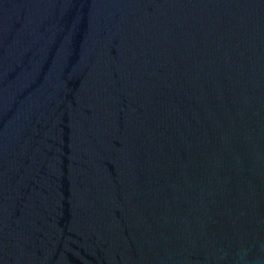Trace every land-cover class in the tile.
Instances as JSON below:
<instances>
[{"label": "water", "instance_id": "obj_1", "mask_svg": "<svg viewBox=\"0 0 264 264\" xmlns=\"http://www.w3.org/2000/svg\"><path fill=\"white\" fill-rule=\"evenodd\" d=\"M0 264H264V0H0Z\"/></svg>", "mask_w": 264, "mask_h": 264}]
</instances>
